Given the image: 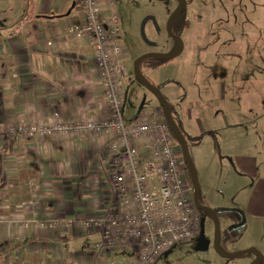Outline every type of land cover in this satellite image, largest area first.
<instances>
[{"label":"crops","instance_id":"crops-1","mask_svg":"<svg viewBox=\"0 0 264 264\" xmlns=\"http://www.w3.org/2000/svg\"><path fill=\"white\" fill-rule=\"evenodd\" d=\"M21 2L27 5V0ZM32 2L31 9L16 8L9 22L3 21L0 14V133L18 125L46 123L53 112L59 114L64 124L81 117L106 116L103 92L94 76L92 49L82 41L64 36L69 25L80 23L78 0ZM72 4L74 7L66 15ZM194 29L198 31L195 26ZM49 42L51 45L47 46ZM178 46L172 39L165 52H172ZM195 47V44L188 47L187 91L176 93L167 88L170 92H164L163 96L166 101L171 97L167 102L192 141L196 142L193 135L203 139L226 129L229 140L236 142L241 138L240 143L250 144L229 156L233 175L249 181L247 201L236 210L247 219L264 220V149L260 143L264 140V121L257 120V114L264 112V73L261 80L230 75L229 79L223 77L222 82L218 77L212 81L209 77L203 80V89L202 82L198 85L206 76L203 75L206 72H201L203 65L206 60L209 64L216 58L207 59L199 52L200 59L197 56L191 59ZM214 65L218 71L222 68ZM255 81H262V95L254 88ZM212 83L216 89L214 101L220 106L215 105L209 111L202 104H209L203 98L208 90L206 86ZM197 88L202 91L198 95L194 94ZM253 98L257 99L256 103ZM184 100L189 101L190 107H182ZM257 105L262 109H256ZM219 113L221 118L217 116ZM251 115L255 117L246 120ZM186 123L192 125L186 127ZM105 141L102 135L70 134L11 143L0 139V264H94L97 261L90 250L100 241V235L84 229L81 221L104 215L110 206L106 169L100 168V150ZM205 203L209 205L207 199ZM233 216L234 219L228 218L231 222L237 219ZM51 219H56L60 227L33 228L35 223ZM125 254H108L107 261L126 264Z\"/></svg>","mask_w":264,"mask_h":264},{"label":"built area","instance_id":"built-area-1","mask_svg":"<svg viewBox=\"0 0 264 264\" xmlns=\"http://www.w3.org/2000/svg\"><path fill=\"white\" fill-rule=\"evenodd\" d=\"M76 9L80 23L69 25L64 36L92 49L94 76L107 115L64 124L53 112L46 123L18 125L0 133V139L11 143L53 134L105 136L100 168L106 169L110 206L104 215L81 221L84 229L100 235L90 250L97 259L94 264H111L107 255L114 252L126 253V264H155L165 252L199 234V214L185 176L186 165L159 107L129 121L122 118L127 52L114 0H78ZM59 227L51 219L33 228Z\"/></svg>","mask_w":264,"mask_h":264},{"label":"rangeland","instance_id":"rangeland-1","mask_svg":"<svg viewBox=\"0 0 264 264\" xmlns=\"http://www.w3.org/2000/svg\"><path fill=\"white\" fill-rule=\"evenodd\" d=\"M176 1L114 0L122 31L121 42L128 57L127 77L124 81L126 96L121 108L124 121L133 119L142 111L158 108L155 97L134 78L133 61L148 53H166V46L173 39L167 32L166 23ZM32 3V0H27V5L21 0H0V14L3 15L1 18L9 22L14 17L13 11L16 8L31 9ZM251 11L254 14L251 15ZM183 13L188 22L185 26L186 30L178 36L183 44L182 52L163 65L146 69L142 66L149 81L159 86L158 89L162 94L170 92L167 88L176 93L181 90L187 91L185 80L189 78V68L186 65L190 44L196 46L191 59H195L196 56L198 58L199 52L207 59L216 58L209 64L206 60L203 65L204 69L201 72H206L203 74L206 76H203L198 84L200 86L202 82L203 89H205L203 80L209 77L211 81L213 77H218L222 82L223 77L229 79L230 75L244 76L247 80L250 78L261 80L260 75L264 73V0H186ZM148 17L153 18L154 22ZM194 26L198 31L195 32ZM170 31L172 34L175 33V25H170ZM146 60V63L159 61L155 58ZM214 64L222 65V68L220 67L218 71ZM208 86L203 101L207 99L209 104L202 105L208 106L210 111L213 106L220 105L214 101L216 92L214 84ZM262 86V81L254 82V88L260 95L263 94ZM198 90L197 88L195 93L193 90V93L198 95L202 92ZM255 96L258 99V95ZM167 101H171L170 96L167 97ZM182 104L183 108L190 107L188 100H184ZM256 109L261 110L262 107L259 108L257 105ZM219 114L217 116L221 118V113ZM253 117L255 115L247 116L246 120ZM259 119L264 121V112L257 114V120ZM189 125L192 123L185 124L186 127ZM227 137L226 129L207 135L203 139L201 136L193 135L192 139L196 142L189 147L197 174L198 192L205 201L208 200L209 205L218 207L220 211L242 208L249 194V187L246 186L249 181L244 177L233 175L229 156L231 153H238L248 148L250 144L240 143L241 138H237L234 142ZM260 143L261 148L264 149V140ZM254 152L257 153V150L255 149ZM227 217L235 218L232 214H227ZM243 218L244 225L240 230H234L227 235L228 242L220 238L223 246L219 243V248L226 252L255 248L264 261V220L247 219L244 214ZM227 222L228 220L225 219L223 225L225 226ZM207 234L210 236V232ZM156 264H248V255L222 258L215 253L212 246L200 251L194 242L189 241L165 252L158 258Z\"/></svg>","mask_w":264,"mask_h":264},{"label":"water","instance_id":"water-1","mask_svg":"<svg viewBox=\"0 0 264 264\" xmlns=\"http://www.w3.org/2000/svg\"><path fill=\"white\" fill-rule=\"evenodd\" d=\"M158 1L163 2V1H167V0H158ZM184 6H185V0H178V5L170 13L168 20H167V23H166L167 32L176 42H178V44H179L178 48L176 50H174L172 52H168V53H148V54H144V55H141L140 57L136 58L133 61V76L141 85H143L155 97L157 104H158V107L161 109L163 117L167 123V126H168L175 142L178 144V146L180 148L182 157H183L185 165H186V169L188 170L189 176H190L191 186H192V195H193L195 208L197 210L208 212L213 218L214 232H213L212 249L215 251V253H217V255L219 257L227 258V259L236 258V257L243 256L245 254L252 252L255 254L256 258L253 261H251L249 264H257L261 261V255L255 248H249L246 250L235 251V252H226V251H222L219 248L218 238H219V233H220V223H219V220H218L217 216L215 215L214 211L208 207L200 205L198 200H197V193H198L197 174L195 171L193 160H192L190 153H189V150L186 146V142H185V139L183 137V134L180 131L177 123L173 119L171 110L169 109L167 101H166L165 97L163 96V94L161 93V91L155 85L150 83L149 80L143 75V73L140 70L139 63L143 60L151 59V58L171 60V59H174L175 57H177L182 52L183 44L181 42V39L171 33L170 25H171L173 18L178 13L181 12V10L184 8ZM73 7H74V4L71 5V7H70L69 11L66 13V15L69 14V12L71 11V9ZM222 212L234 213V214L240 215L242 220L237 225V227L241 228L244 225L243 213L241 211L236 210V209H228V210H224ZM201 240H203V241H201ZM201 242L205 243V245L203 247H201V245H200ZM195 243H196V247L198 250L204 251L207 249L208 240L204 235L203 225H201V230L199 231V234L197 236Z\"/></svg>","mask_w":264,"mask_h":264},{"label":"flooded vegetation","instance_id":"flooded-vegetation-1","mask_svg":"<svg viewBox=\"0 0 264 264\" xmlns=\"http://www.w3.org/2000/svg\"><path fill=\"white\" fill-rule=\"evenodd\" d=\"M168 1V0H167ZM185 4H186V0H185ZM178 5V0L176 1V5H175V7H174V9L176 8V6ZM185 7V6H184ZM173 9V10H174ZM172 10V11H173ZM183 10V9H182ZM181 10V11H182ZM172 11H170V13L172 12ZM179 14V13H178ZM152 22H154L153 21V18H151V17H148ZM148 18H146V19H148ZM174 19V18H173ZM178 37V36H177ZM141 63V62H140ZM140 63H139V66H140ZM140 70H141V67H140ZM197 200H198V202H199V204L200 205H202V206H205V207H208V208H210L211 210H213L214 211V213H215V215L217 216V218H218V220H219V223H220V233H219V238H218V246H219V243H221L220 242V235H221V233H222V231H223V229H225V228H227V229H229V230H232V229H239L238 227H237V225L241 222V216L240 215H238V214H232V215H236L237 217V220L235 221V222H231L228 218H227V216L225 217V216H223V212L222 211H220L219 209H218V207H211V206H209L207 203H205V201L203 200V197L201 196V193H197ZM198 214H199V220H200V230H201V225H203V227H204V235H205V237L207 238V240H208V246H207V248L209 247V246H212V243H213V232H214V222H213V218H212V216L208 213V212H205V211H201V210H198ZM225 218H227L228 219V222H227V224L224 226L223 225V223H224V221H225ZM226 219V220H227ZM199 230V231H200ZM208 232H210V236H208ZM228 232H226V233H224L225 234V242H228V240H227V237L228 236H226V235H230V234H227ZM231 233H232V231H231ZM196 239H197V237H195V238H193L191 241L192 242H194L195 243V241H196ZM201 241H203V240H201ZM195 245H196V243H195ZM201 247H203L204 245H205V243L204 242H201ZM220 245H222V243L220 244ZM245 255H248V259H249V263L251 262V261H253L255 258H256V256H255V254L254 253H248V254H245ZM248 263V264H249ZM257 264H264V261H263V258L261 257V261L259 262V263H257Z\"/></svg>","mask_w":264,"mask_h":264},{"label":"trees","instance_id":"trees-1","mask_svg":"<svg viewBox=\"0 0 264 264\" xmlns=\"http://www.w3.org/2000/svg\"><path fill=\"white\" fill-rule=\"evenodd\" d=\"M183 11H184V8H183V10H182L179 14H177V15L174 17V19H173L172 22H171V24H172V25H175V28H176L175 33H173L175 36H179V35H180V31H181V30H184V29L186 28L185 26L187 25V22H188V20L186 19V16H185V14L183 13ZM182 26H184V27H182ZM146 61H147V60H143V61H141V63H140V67H141V69H142V66H147V68H148V67L160 66V65H163L164 63L169 62L170 60L159 59V61H157V62H155V63H146ZM143 75L149 80V78H148L144 73H143ZM149 82H150V81H149ZM150 83H151V82H150ZM156 87L159 88V86H157V85H156ZM167 104H168L169 109L171 110V113H172V117H173V119L175 120V122L177 123V125H178L180 131H181L182 134H183V137H184L185 142H186V146H187V148H188V150H189V147H190L192 144H194L195 142L192 141V140H191V139H190V138H189V137L183 132L182 127H181V124H180L179 120L176 118L175 113L173 112L172 106H171L168 102H167ZM185 176H186V179L188 180L189 184L191 185V180H190L189 172H188L187 169H186ZM227 214L229 215V214H231V213H224V212H223V216L226 217ZM227 218H229V217H227ZM227 218H225V219H227ZM240 229H241V228H239V229H232V230H229V229L225 228V229H223V231H222V233H221V235H220V238L225 239V234H224V233H226V232H228L227 234H231V231H234V230L238 231V230H240ZM226 236H227V235H226Z\"/></svg>","mask_w":264,"mask_h":264}]
</instances>
